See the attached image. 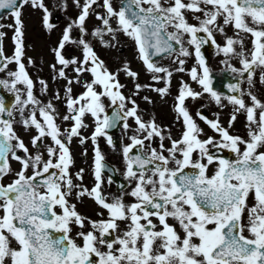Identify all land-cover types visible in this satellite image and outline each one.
<instances>
[{
	"label": "snow or ice",
	"instance_id": "obj_1",
	"mask_svg": "<svg viewBox=\"0 0 264 264\" xmlns=\"http://www.w3.org/2000/svg\"><path fill=\"white\" fill-rule=\"evenodd\" d=\"M71 5L73 15L58 26L54 12H65L69 0H0L12 18L0 24V88L14 96L11 106L0 97V264H264V0ZM25 7L39 14L49 36L54 90L27 54ZM4 28L12 30L7 54ZM121 37L146 81L129 59L113 69L98 53ZM209 43L232 74L227 93L214 87L203 52ZM174 73H186L197 88L180 77L173 90ZM168 97L171 124L141 107ZM205 97L231 106L226 125L218 114L206 116L203 105L193 114L189 98ZM238 115L244 134L232 130ZM118 126L119 143L109 131ZM74 139L85 158L83 146L91 145L90 185L85 168L72 171ZM101 139L121 157L118 194L104 190L114 182L105 170H120L108 165ZM85 198L94 216L78 209Z\"/></svg>",
	"mask_w": 264,
	"mask_h": 264
},
{
	"label": "rangeland",
	"instance_id": "obj_2",
	"mask_svg": "<svg viewBox=\"0 0 264 264\" xmlns=\"http://www.w3.org/2000/svg\"><path fill=\"white\" fill-rule=\"evenodd\" d=\"M74 11H75V9L71 5V0H69V8L65 12H60L59 10H56L54 12V14H57L60 17V19L56 22V24L58 26H62L66 22V17L72 16ZM38 15H39L38 13H32L31 10L27 7L23 8V17L25 19V25H26L25 26V44L32 46L31 48L27 49V54L31 55L33 57V59L37 62V68L41 69L39 71V75L45 79H48L50 89L54 90L56 85L54 84V82H52L49 79L50 72H49V69L47 67V64L50 60V56L47 52L46 45H48L50 43V39H49L48 34L41 30L39 22H38ZM11 22H12V18H11L10 14L5 15L1 19V24H8ZM88 23H89V25H92L94 23V21L89 20ZM2 30L6 32V37L4 38V50H5V53L7 54V53H10V50L12 48V44L10 41V36L12 34V30L8 29V28H4ZM55 35H56V33H53L51 39H55ZM216 39H217V41H220L221 36L219 34H217ZM245 40H246V38H245ZM246 46H248L247 40H246ZM98 53L102 56V58L107 60L109 66L113 69L116 66H118L120 61L127 58L132 62V67L134 69L141 70L140 62H138L134 57V52H133V48H132L131 43L123 37L120 38V42L117 43L115 48H112L110 50L98 48ZM211 57H212V59H211V63H210V68H215L218 65H222L220 63V60L223 57H222V55L215 54L214 47L212 49ZM160 62L161 63H168L169 60H168V58H164ZM231 62L234 65L239 66L235 59ZM37 68H32L31 66H29V71L33 76H35L37 74ZM3 76H4V73L0 72V78H3ZM180 77H183V79L185 81L190 82L191 86L193 88H197V85H195V83L190 81V77L186 73H174L173 78H172L173 90H175ZM140 78H141V80H145L147 78L146 74L142 70H141V77ZM121 81H123V83H129L128 81L125 80V78L123 76H121ZM129 86H130V83H129ZM36 90H37V94H39V85L38 84L36 85ZM171 100H172V98L168 97L166 101H162L163 103L166 104L163 106H166L165 110H166V116H167V118H166L167 124H171L172 119H173V114L170 111ZM188 105H189V108L192 110L193 114L195 113L196 109L200 108L201 105H203V110H204L203 112L206 116H208L209 113H213V115L215 116L214 118H216V116L218 114L219 120L221 121V123H223L225 125L227 124V120L229 119V115H230V111H229L228 106L227 107L225 106L224 108L221 109L214 102H210L206 97L205 98H197L195 101H193L189 98ZM218 111H220V112H218ZM87 122H88V119H87ZM198 123L200 124V126L204 125V126H202V128H204L206 133H209V130L207 129V126H205L206 124L203 121L198 122ZM238 125H241L242 127H244L243 124H238V119H236L233 122L232 130L235 132L240 131L238 129ZM173 129H176V128H173ZM173 133L176 134L174 130H173ZM24 135H25V141L27 143V135L26 134H24ZM13 166L16 167L15 164Z\"/></svg>",
	"mask_w": 264,
	"mask_h": 264
},
{
	"label": "flooded vegetation",
	"instance_id": "obj_3",
	"mask_svg": "<svg viewBox=\"0 0 264 264\" xmlns=\"http://www.w3.org/2000/svg\"><path fill=\"white\" fill-rule=\"evenodd\" d=\"M246 39L248 40L247 37H246ZM215 68H216V69H214L215 72H218L222 68H225V66L224 65H218ZM162 103L163 102L160 101L161 105H162ZM210 115H211L210 118L214 117L213 114H210ZM198 120H199V118H198ZM86 123H87V119H86ZM82 131L84 132L85 135H87L90 132V128L83 129ZM207 134H214V133L209 132ZM121 138H123V130L121 127H119L117 130V133H116V142L119 143ZM124 142L125 143L128 142L126 138H124ZM83 147H86L89 149L86 158L82 155V151H83L82 147L78 144V142L75 139L73 140L72 145H71V151H72L73 158L75 160V168H73L72 171L74 172L77 168H80V167L85 168L84 181L83 182L85 185H90L92 182V177H91L88 169H89V165L91 163V157H92L91 145L88 142H86ZM100 147L105 154L106 161L110 165H112L114 167V169L120 170V171H116V174H115L116 178H113L114 182L112 184L109 185V184L105 183L104 190H105V192H107L109 194H113V193L118 194V184L122 185L125 183V181L121 175V171L123 168L121 157L119 156V154L117 152L113 151L106 144V142L103 139L100 140ZM222 155H231V154L228 153V151H224V153ZM106 171L107 170H105V179L107 178V175H109L108 172H106ZM126 199H129V198L126 197ZM77 207L83 214L94 216L95 204L92 200L85 198L83 200V202L77 203Z\"/></svg>",
	"mask_w": 264,
	"mask_h": 264
},
{
	"label": "water",
	"instance_id": "obj_4",
	"mask_svg": "<svg viewBox=\"0 0 264 264\" xmlns=\"http://www.w3.org/2000/svg\"><path fill=\"white\" fill-rule=\"evenodd\" d=\"M6 11H10V10H8V9H0V16H1L4 12H6ZM210 46H211L210 43L204 45V46H203V50H204V49H206V50L209 49ZM206 59H207V57H206ZM0 97H3L4 100H5V102H6L7 104H9V105L12 104L13 99H14L13 94H12L11 96H8L7 94H5L3 88H0Z\"/></svg>",
	"mask_w": 264,
	"mask_h": 264
}]
</instances>
